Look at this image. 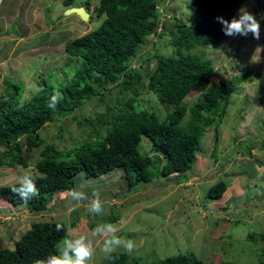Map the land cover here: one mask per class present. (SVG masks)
<instances>
[{"label": "rangeland", "instance_id": "374dc122", "mask_svg": "<svg viewBox=\"0 0 264 264\" xmlns=\"http://www.w3.org/2000/svg\"><path fill=\"white\" fill-rule=\"evenodd\" d=\"M27 1L0 0V30L10 15ZM98 1L89 0L88 6L84 0H75L73 6L83 4L91 13ZM253 1H245L241 7H246L261 21L259 40L251 34L247 37L226 36L217 45L196 47L189 51L213 60L212 74L216 79L242 75L245 82L232 95L216 132L212 124L204 133L202 150L197 154L192 170L185 174L180 184L174 176H158L148 183H140V191L129 192L126 181L115 170L111 175L93 180L95 182L86 179L80 181L76 190L85 193L87 200H73L70 192L56 194L49 212L32 213L22 206L14 207L2 201L0 250L13 248L11 241L34 221H62L69 225L75 220V226L68 229L66 238L80 235L92 238L91 232L98 224H118L120 231L117 235L134 241L136 245L132 253L123 247L113 252L127 254V264H163L169 258L180 255L195 257L203 264H264V147L261 144H264V13L254 11ZM39 2L42 0H35V5ZM189 4L190 0H159L160 21L167 20L171 25L175 19L186 23L195 19ZM42 5L41 17L45 18L49 24L47 26L56 25L55 30L58 31L52 36L60 44L37 43L40 39L37 35L27 43H22L18 38L5 37V41L11 44H0V95L9 91L5 86L6 79L24 87L25 95L43 78L55 86L60 85L67 75H71V68L65 62L64 44L95 29L102 21L94 16L88 21H83L79 16H68L57 0H43ZM59 17L65 18L60 24ZM161 28L162 25L156 34L145 39L129 65L144 76V86L138 96L139 107L153 111L163 119L173 108L158 102L150 87V78L143 69L149 63L148 69L153 71L157 55L171 56L175 53L169 35H160ZM8 29L12 36L18 37L17 26ZM258 47L261 51L254 61ZM78 65L79 61L72 69L76 70ZM126 93L116 90L104 93V103H96V100L85 103L63 122L45 124L40 130L41 136L58 148L78 146L88 138L92 127L80 121V115L96 123L97 116H106V105L118 112L122 104L128 103L130 96ZM197 95H188L185 105L192 106ZM61 129L64 130L62 137L59 136ZM241 143L248 146L258 144V149L253 150L249 157ZM141 152L149 156L156 153L148 138H144ZM25 157L33 164L39 157L38 150L25 152ZM30 170L32 165L0 169V187L16 184L17 178ZM221 179L227 183V191L220 199L208 200V188ZM91 183L98 184L92 186ZM93 193L99 194L105 210L99 216L87 211ZM112 211L119 217L115 222L109 221ZM92 239L95 246L98 238ZM107 256L97 247L89 264H103Z\"/></svg>", "mask_w": 264, "mask_h": 264}, {"label": "trees", "instance_id": "16d2710c", "mask_svg": "<svg viewBox=\"0 0 264 264\" xmlns=\"http://www.w3.org/2000/svg\"><path fill=\"white\" fill-rule=\"evenodd\" d=\"M73 1L63 0V5L69 8ZM245 1L190 0L195 19L188 23L175 19L171 25L167 20L160 21L159 0H99L95 3L91 18L102 19L101 24L64 46L65 62L71 68V75L60 85L55 86L41 76L43 80L25 95L24 87L5 80L9 91L0 95V169L32 165V171L41 175L36 176L38 196L25 203L12 191L18 186L13 184L0 187V202L22 206L32 213L49 212L56 194L76 190L80 181L92 182L115 170L126 181L129 192L140 191V183H148L158 176H174L180 184L202 150L204 133L212 124L216 132L232 95L245 82L242 75L216 79L212 74L213 60L189 51L224 40L226 35L216 18L222 16L230 20ZM86 4L89 6V1ZM253 4L256 13H264V0H254ZM161 25L160 35H169L175 53L157 55L153 71L148 69L149 63L143 69L158 102L173 108L163 119L139 107L144 76L129 65L145 39L156 34ZM78 61V68L72 69ZM111 90L127 92L128 103L122 104L118 112L106 105V116H97L96 123L80 115V121L92 127L88 138L78 146L58 148L41 136L40 130L45 124L63 122L89 101L104 103V93ZM55 92L60 93V99L53 110L48 103ZM191 93L198 95L193 105L187 107L185 100ZM63 132L61 129L60 137ZM144 138L150 140L155 154L149 156L141 152ZM240 146L249 157L258 149V144L241 143ZM33 149L38 150L39 157L31 164L25 152ZM95 184L98 183H91ZM100 186L103 188V184ZM227 189L225 181L217 180L208 188L206 196L214 201L223 197ZM118 219L117 213L112 211L109 221ZM75 223V220L69 225L62 221H34L11 241L13 248L0 250V264H34L35 259L45 258L56 251ZM57 224L63 226L60 231ZM128 261L127 254L112 253L103 264H127ZM163 264H203V261L180 255Z\"/></svg>", "mask_w": 264, "mask_h": 264}, {"label": "clouds", "instance_id": "9594fccd", "mask_svg": "<svg viewBox=\"0 0 264 264\" xmlns=\"http://www.w3.org/2000/svg\"><path fill=\"white\" fill-rule=\"evenodd\" d=\"M217 21L222 25V31L226 36H244L249 34L256 40L261 38V21L256 16L248 11L246 7L238 9L237 15L230 20L222 16H218ZM80 36V35H79ZM261 49H256V55L259 54ZM60 93L55 92L48 103V107L55 110L56 104L59 102ZM41 175L32 170L26 171L19 176L16 180L18 186L13 187L12 191L19 196V198L27 203L32 198L39 195V190L36 186V176ZM73 200L83 201L88 197L85 193L75 189L70 191ZM89 214L99 216L104 213L103 203L98 193H93L90 203L87 205ZM61 224H57V231L62 229ZM120 231L118 224L104 223L98 224L91 232L92 238L96 239L94 242L92 238L85 235H80L73 238H65L60 244L57 245L56 251L48 254L45 258H37L34 264H89L92 260L96 248L99 247L100 251L105 255H111L118 248L123 247L128 253H132L135 248V242L132 240H125L117 235Z\"/></svg>", "mask_w": 264, "mask_h": 264}, {"label": "crops", "instance_id": "0c3cea01", "mask_svg": "<svg viewBox=\"0 0 264 264\" xmlns=\"http://www.w3.org/2000/svg\"><path fill=\"white\" fill-rule=\"evenodd\" d=\"M57 1L62 4L63 10H67L69 8H72V7H78V6H73V4H72L71 7L66 8L63 5V0H57ZM74 1H73V3H74ZM87 1H89V0H84V3H87ZM42 2H43V0H42ZM42 2L41 3L39 2L37 5H35V0H28L26 3H23L21 5V7L17 8V10L13 14L10 15V19H8L7 22L2 25V29L0 30V44H11V43L5 41V37L14 38L15 40L18 38V40H20L21 42L25 41V43H27L28 41L34 39V37H37V36L40 37V39L38 40L37 43L60 44L57 42V40L54 38V36H52L56 31H58L57 29L55 30L56 25L52 24V25H50V27L47 26L49 24L46 23L45 18L43 19L41 17V14H40L41 8L40 7L43 5L46 6V4L42 5ZM80 6L85 7V6H83V4H80ZM62 18L63 17L58 18L59 24L62 21ZM63 19H65V18H63ZM18 20H19V22H18ZM10 26H14V27L17 26L18 27V37L12 36L13 34L8 29V27H10ZM29 26H32L33 30L31 28H29ZM52 40H54V43L52 42ZM71 40H68L64 44V46ZM64 46H63V48H64Z\"/></svg>", "mask_w": 264, "mask_h": 264}, {"label": "water", "instance_id": "95a60500", "mask_svg": "<svg viewBox=\"0 0 264 264\" xmlns=\"http://www.w3.org/2000/svg\"><path fill=\"white\" fill-rule=\"evenodd\" d=\"M66 13L68 16H79L83 21H88L91 17V14L81 6L69 8Z\"/></svg>", "mask_w": 264, "mask_h": 264}]
</instances>
